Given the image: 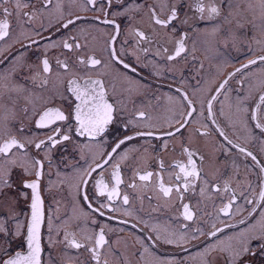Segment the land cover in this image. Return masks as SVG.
Instances as JSON below:
<instances>
[{
	"label": "snow or ice",
	"instance_id": "6c2138e0",
	"mask_svg": "<svg viewBox=\"0 0 264 264\" xmlns=\"http://www.w3.org/2000/svg\"><path fill=\"white\" fill-rule=\"evenodd\" d=\"M182 5L194 12H186L181 18ZM79 10L101 13L91 19L111 28L99 51L90 47L86 36L81 39V33L87 29H80L78 22L89 18L81 16ZM141 10L142 3L136 4L134 0L127 3L125 0H0V17H3L0 42L11 41L22 46L10 58L0 59V64L8 60L7 70L0 69V212H3L0 215V264H74L72 255L78 259L84 253L88 254L91 264H109L106 254L115 256L118 249H113L107 239L108 232L104 227L99 231L87 230L79 221L90 214L105 217L107 213L116 212L117 201L129 204V196L121 195L120 191L125 183L121 165L139 150L122 146L141 138L145 143L159 142L158 146L153 145L152 153H176L179 142L178 158L165 161L163 156L153 155L147 149L141 157L131 155L137 161L153 160L156 170L140 167L138 162L127 187L154 190L161 207H176L183 220L192 223L206 215L201 204L206 208V202L212 201L216 209L214 222L207 231L198 226L189 237L186 232L154 229L160 232L155 240L187 251L186 242L203 237L202 247L196 253L198 264H264V164L250 148L235 143L218 126L215 132L221 139L213 145L214 152L206 153L193 147L194 138L211 139L213 129L205 121L217 124L213 103L222 93L224 99H229V82L239 74L237 83L243 89L247 81V92L238 91L236 98L230 100L229 118L234 119L232 127L259 139L260 151L264 153V0H162V3L154 0L144 13L146 28L142 25L143 15L137 20ZM44 16L55 17L61 30L72 32L75 29L77 34L52 41L51 35L44 37L39 30L44 29L42 21L39 29L27 30L26 26L32 27L38 17ZM12 17L20 22L19 36L26 37L27 43L19 37L12 39L15 27ZM117 17L126 18L124 28ZM199 21L216 22L210 33H203L214 38L206 48L214 58L227 63L222 49L229 47H247L249 55L246 63L209 92L202 103L204 110L199 112L203 120L198 121L199 127H194L193 114L197 113V108L188 92L177 87L179 95L168 97L177 107L168 108L161 115L158 105H150L145 100L148 85L141 69L148 68L151 59V75L161 77L167 72L175 73L179 62L191 57L192 63L198 65L193 73L196 79L203 72L204 64L194 55L195 43L190 49L188 42L192 39L189 31H198ZM177 30L180 35L171 48L161 42L162 38L170 39L169 32ZM122 32L129 39H120ZM37 36L49 43L42 45ZM56 48L61 49L60 53L50 58L49 51ZM257 50L260 55L255 54ZM29 52H33L35 58L28 55ZM0 57H4L3 52ZM253 66L259 70L255 78L246 71ZM172 79H176L175 75ZM180 81L185 82L182 73ZM152 99H157L155 94ZM253 100L255 102L251 103ZM33 128L40 131L33 132ZM109 136L113 137L110 151L102 152L98 160L93 159L71 180L65 177L47 186L50 191L66 185L72 203L63 219L55 213L46 215L41 180L46 160L51 167L53 150L70 145L83 155L86 149L102 146ZM234 150L259 166L256 185L259 191L248 182L247 192H237L232 175L224 171L228 165L222 163L221 156H232ZM232 167L235 173L234 161ZM109 168L112 187L104 177ZM17 169L25 177H31L22 181V189L30 192L16 191L12 176ZM168 170L171 171L166 182L164 172ZM93 173L99 179L94 181L95 196L89 199L86 187ZM193 195L198 197L196 204L190 199L186 202V197ZM96 197H104L107 203H94ZM20 198L30 201L26 222H21V213L16 208ZM80 200L84 201L83 205ZM124 214L131 215L130 212ZM237 217L233 224L231 221ZM114 218L107 216L110 220ZM182 227L187 229L189 225ZM148 251L145 247L144 252ZM117 264H128V261L121 256ZM159 264L183 262L170 259L159 260Z\"/></svg>",
	"mask_w": 264,
	"mask_h": 264
},
{
	"label": "flooded vegetation",
	"instance_id": "af4514ba",
	"mask_svg": "<svg viewBox=\"0 0 264 264\" xmlns=\"http://www.w3.org/2000/svg\"><path fill=\"white\" fill-rule=\"evenodd\" d=\"M127 3L128 0H125ZM136 4L142 3V10L140 14H137V20H140L141 15L144 16L142 25L147 27V16L144 15L146 9L149 5L154 3V0H134ZM156 3H162V0H155ZM230 2V0H229ZM11 7V5H9ZM27 10V9H26ZM192 14L189 8L186 5L181 6V18H183L184 13ZM81 16H86L89 19L87 21H80L79 28L87 29L86 32L81 33V39L86 36L90 42V47H96L97 51L100 50V47L103 43V40L107 38V35L110 34L111 28L109 26L99 25L95 23L91 18L95 15H102L101 13L83 10H79ZM3 19V17H0ZM11 23L14 27L13 40L23 41L27 43V39L24 36H19V33L22 29L19 27V21L16 17H12ZM51 20V22H50ZM42 21L44 29H39V24ZM117 22L121 24L122 28L126 26L125 17H117ZM216 22H207L199 21L198 22V31H189V35L192 38L188 42L190 49L193 48V42L195 43L194 55L198 58L199 61L203 62L204 70L200 73L196 79H193V73L196 72L198 65H194L191 61V57L187 61H181L178 64V71L175 73L167 72L164 76L157 77L151 75L152 68L151 65L153 61L149 59V67L142 68L141 72L143 75L144 81L147 83V92L145 95V100L150 102V105H158L157 111L163 115L166 113L168 108H176L177 105L169 101L168 97L171 96L176 98L179 94L176 92L177 87H182L183 90L187 91L190 97L195 101V107L197 108V113H194L193 126L199 127L198 121H202L203 117L199 115L200 111H203L202 103L205 102L208 98L209 92L214 91L218 83L225 79L229 73L235 72L236 68L241 67L243 63L247 62V57L249 55L247 47H240L238 49H233L231 47L227 49H222L227 58V63H224L223 60H218L214 58L213 53L206 48L209 47V43L214 39L212 36L204 35V31L211 32L212 25ZM28 31H32L33 28L39 29L44 37L51 35L52 41H59L61 38H64L67 35H76L77 30L72 32H67V30H61L59 25L56 23V18L48 16L38 17L37 22L32 27H27ZM180 35V31L169 32L168 36L170 39L164 40L162 38L161 42L166 43L169 48L172 47L173 41L176 37ZM251 35V33H249ZM36 39L41 41V44L46 46L49 41L43 39L41 36H37ZM120 39H129L127 35L123 32ZM255 49V45L252 46ZM21 43L13 44L9 41L8 44L0 42V52L4 53L5 57L10 58L12 54L17 53L18 50H21ZM131 50V49H129ZM61 49L56 48L49 51V57L54 58L60 53ZM38 54V51L36 52ZM256 55L261 53L257 50ZM28 55L34 57L33 52H29ZM161 64L164 63L163 60L160 61ZM6 65H8V60L5 59L3 64H0V69L7 70ZM249 72L253 78L259 75V70L257 66H253L251 70H246ZM183 74L184 83L181 84L180 75ZM175 75L176 79L173 80L172 76ZM239 74H237V77ZM237 77H233L230 80L231 89L229 90L228 96L229 99H224V94H221V98L213 103V109L216 113L217 124L213 125L211 120L205 121L208 124L210 129H213L211 139L204 137L194 138L193 147H199L202 151L206 153H212L215 151L213 145L219 141L221 138L215 132L217 126L224 130L229 138L233 139L235 143L242 144L247 148H250L256 155L258 160L264 164V153L260 151V141L259 139H253L245 132L243 129H236L232 127L234 119H230V110L229 104L230 100L236 98L237 92L242 93L247 92V81H245V87L240 89L237 83ZM199 82V84H198ZM153 94L156 95L157 99H152ZM254 103L255 101H250ZM221 105H223V114H221ZM205 115L207 112L205 111ZM33 132L40 130L32 129ZM235 133V134H234ZM239 137V139L237 138ZM41 138H43L41 136ZM185 139L187 137H184ZM113 143V137L109 138L104 142L100 147H93L91 150H85L83 155L80 152L74 150L70 145L67 147L58 146L57 149L53 150L50 154L51 167L49 163L45 161V172L41 180V195L44 200V207L46 215L50 213H55L61 219L65 217L66 212H70L72 197L68 195L67 186H62L57 190L53 188L52 190H47L49 184H56L61 179L67 177L71 180L77 171H83L88 164L93 159H99L100 154L105 151H110V146ZM158 141H152L151 143H145L144 139L133 140L129 145L122 146V148L127 149L128 147H134L139 151L133 152L131 155L141 157V154L145 149L149 153H152L153 145L158 146ZM31 151V149H30ZM179 152V142L176 145V153L164 152V153H152L153 155L163 156L165 161H173L174 158H178L177 154ZM130 158L123 162L121 165V174L125 181L124 184L120 186L121 195L127 194L129 196V204L123 205L122 200L117 201L115 207L117 211L114 213H107L105 217H99L96 214H90L87 217H83L79 223L83 225L87 230L99 231L101 227L105 228V231L108 232L107 239L112 245L113 249H118V252L115 256L111 254H106V258L109 260V264H117L120 257H124L128 264H159V260H170L178 259L182 260L183 264H198V259L196 253L202 247V239L191 240V242H186L185 247L187 251H182L181 249L175 248L172 245H167L160 243L155 240L157 235H160L159 231H154V229H168L176 231L177 233L186 232L189 237L193 235L195 229L203 227L205 231L208 230V226L213 223V217L216 214V209L213 207L212 201L206 202V208L204 204H201V209H204L206 215L202 219H199L196 223L184 221L182 216L176 207H161V202L156 199L155 192L152 189H132L127 187L131 176L133 175L134 169L137 167L138 162L140 167H147L149 170H156V165L153 160L140 159L139 161L133 160ZM222 163L227 164V168L224 169L229 175H232V181L236 187L237 192L244 190L248 191L246 185L248 182H251L256 191H259V188L256 187L258 176H259V166L253 164L250 160H245L240 154L234 150L232 156H221ZM235 162L236 171L233 173L232 163ZM171 170L164 172V179L167 182ZM111 169L109 168L104 172L105 182L109 184V187H112L111 178H110ZM31 177H25L20 170H15L13 172L12 180L15 184L16 191H29L22 189V181L24 179H30ZM99 179L96 173H93V179L89 181L86 192L89 196V199H93L96 193L94 187V181ZM12 192V189L8 190ZM190 199L192 204H196L198 197L190 196L186 197V202ZM59 201V205L57 204ZM100 202H105L104 197H96L94 203L99 204ZM29 200L20 198L16 204V208L21 215L19 219L21 222H26V217L29 214ZM81 205L84 204L83 200H80ZM58 208V211H57ZM87 211V209L85 208ZM125 212H130L131 215H125ZM3 212H0L2 215ZM107 216H113L114 219H107ZM239 219L237 217L235 220L231 221L233 224ZM95 221V223H93ZM120 221H127V223H121ZM219 223L218 221H216ZM188 224L189 227L184 229L182 226ZM222 226V225H221ZM23 239V237H21ZM46 239V237H45ZM149 249L148 252H144V248ZM47 251V249H46ZM70 253L74 250H69ZM83 252V250H81ZM67 259V258H66ZM72 260L74 264H91V261L87 253L79 256L77 259L72 255Z\"/></svg>",
	"mask_w": 264,
	"mask_h": 264
}]
</instances>
